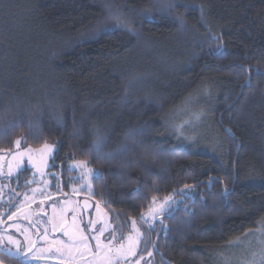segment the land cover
Instances as JSON below:
<instances>
[{
  "label": "trees",
  "instance_id": "16d2710c",
  "mask_svg": "<svg viewBox=\"0 0 264 264\" xmlns=\"http://www.w3.org/2000/svg\"><path fill=\"white\" fill-rule=\"evenodd\" d=\"M168 2L0 0V129L16 121L0 149L56 144L68 187L71 163L100 170L91 198L125 232L153 198L180 197L150 232L151 264H222L224 246L264 221V0H172L141 19ZM109 9L135 34L97 35ZM193 100L202 121L181 129L175 113Z\"/></svg>",
  "mask_w": 264,
  "mask_h": 264
},
{
  "label": "rangeland",
  "instance_id": "374dc122",
  "mask_svg": "<svg viewBox=\"0 0 264 264\" xmlns=\"http://www.w3.org/2000/svg\"><path fill=\"white\" fill-rule=\"evenodd\" d=\"M196 100L186 103L175 116L184 119L180 128H188L193 131L202 121V113L195 112ZM171 121V120H170ZM180 138L186 140H193L194 137H189L185 135L183 131L180 133ZM22 139V138H19ZM48 145H54V151L52 153H45L43 150L44 145L41 147L33 148L25 146L22 143L20 151H25L31 149V152H26L23 162L20 161L16 153L15 147L10 149L12 154H6L0 152V207L4 205V200L8 198V192L10 188H15L17 181L22 180V185L25 189V196L22 203L16 208L15 215H12V219H18L17 223L14 224V231L11 233L15 238L21 240V236L28 233V229L25 227L21 220H30V215L32 212L31 206L33 203L38 202H51L57 200L58 191L50 189L53 185L54 178L57 177L56 171L52 169L53 158L56 152V144L48 143ZM81 162H73L69 165L70 171L77 172L76 175L71 176L69 182H71V187L63 199L58 204H52L48 207L47 215V227L48 232L42 235L37 240L35 244L36 251L32 252V257H46L52 258L58 261L57 264H99V257H96V243L97 240L91 239V237H100L103 244L108 245L112 241V235L117 236L116 241L112 243L113 251L119 249L123 245V250L121 251V259L119 264H136L137 260H141V264H151V259L153 256V248L150 245V232L160 226L159 222L162 217L168 214L169 209L173 205L181 200L180 197L170 196L172 200L177 203L172 204L165 211L160 212V206L164 203V199L156 200V203L150 207L152 211H156V217L154 226L149 230V225L153 224L152 211L150 209L142 215L140 220L135 221L136 228L139 229L141 236L138 248H136V254L131 256L128 254L129 240L128 237L131 236L133 241H135L137 233L133 229V223L130 232H125L120 228L117 220L111 215L109 211L104 209L96 200L91 198L90 187L91 179L85 176L84 179H79L81 176V169L74 168L75 165ZM19 164L20 170L17 171V165ZM12 171L11 177H9V171ZM91 168L87 165L83 167V172L87 174ZM12 181V184H11ZM83 187L82 191H73V189H80ZM36 189L34 193L32 190ZM89 202L91 208L88 211H84L83 203ZM99 205V208L97 207ZM147 219V223L145 222ZM90 221L94 223H90ZM1 223V221H0ZM3 220H2V224ZM0 225V226H1ZM0 227V232H3ZM19 229L20 231H16ZM94 229V230H93ZM101 229H105L103 237H101ZM5 230V229H4ZM259 230V229H258ZM258 230L253 231L256 233ZM5 233V232H3ZM67 233V234H66ZM86 236L89 239L87 244L89 246L88 250L84 249V245L78 242H74V238L79 236ZM258 236H247L244 238L243 243L249 250H256ZM39 243V244H38ZM40 243H43L41 246ZM38 244V245H37ZM32 247L31 244L24 247V251H28ZM71 247L72 254L75 256L74 260L66 262L68 257V248ZM152 252V256H148V252ZM106 252V249H105ZM82 253V255H81ZM248 251L245 248L235 247L229 248V250L223 255L225 258H230L233 264H238L240 259L246 258L248 256ZM101 256L104 253L100 254ZM96 257V258H94ZM127 257V260H125ZM35 264H47V263H36ZM56 264V263H55ZM223 264V261H222Z\"/></svg>",
  "mask_w": 264,
  "mask_h": 264
},
{
  "label": "snow or ice",
  "instance_id": "6c2138e0",
  "mask_svg": "<svg viewBox=\"0 0 264 264\" xmlns=\"http://www.w3.org/2000/svg\"><path fill=\"white\" fill-rule=\"evenodd\" d=\"M176 7V4L172 2V0H169L168 3L160 5V6H154L155 11L151 8L145 9L140 13L141 19L146 22H153L158 15H163L164 13H170L172 10ZM186 7V6H185ZM109 16L111 20H114V23H105L101 25L97 29V35L105 33V32H110L115 29H124L127 30L128 32H131L135 34V28L131 27L129 25V22L125 21L122 18V15L120 13L119 9H109ZM201 18H203V6H201ZM172 19L179 23L180 27L183 28L185 27L186 21L184 18L183 14L180 15H173ZM216 39H219V37H215ZM83 43V41H81ZM249 71H252V69H249ZM258 75H264V72H261L259 69H255ZM251 84V78L247 77L245 81L242 83L241 87L245 85H250ZM56 120L57 123H62L63 121V113L62 112H57L56 113ZM16 121L15 119L13 121H10L7 125L6 128L0 129V132H7L8 128L15 127ZM95 132V139L93 141V146L97 149V152L99 148L102 146L104 143L106 137L103 133H101L98 129H94ZM23 143L22 139H17L16 141L13 142L14 147L16 149V153L14 155H18L20 158V161L23 162V158L25 157L26 152H31V149H27L25 151H20V147ZM54 145H48L45 144L44 148L42 151L45 153H52L54 151ZM128 145H123L121 148V152L127 150ZM0 152L6 153V154H12L10 150L7 149H0ZM111 155V154H108ZM99 157V153L98 156ZM86 162H81L80 164H77L74 166V168H80L81 169V176L79 179H84L85 176L89 177L90 179H98L101 176L100 170L93 169L90 170L87 174L83 172V167L85 166ZM19 164L17 165V171H19ZM12 171L10 169L9 171V177H11ZM233 184H235V181L237 179L235 172L233 175L229 178ZM222 182V181H221ZM83 185L81 186L80 189H73V191H82L83 190ZM90 192L92 195H95L94 190L91 189L90 187ZM155 191H158V189H154ZM0 191H2V188H0ZM34 193L37 191L36 189L32 190ZM229 191V189L226 187L225 192ZM27 196V194H25ZM18 198V196H17ZM152 203L155 204V198H153ZM177 203L176 201L172 200L171 197H165L164 203L160 206L159 211L163 212L165 211L168 207H170L172 204ZM99 208V205H97ZM150 211H152L150 209ZM15 215V214H13ZM155 217H156V211H152V220L153 224L149 225V230L154 226L155 222ZM143 218V217H142ZM10 220L12 217L9 218ZM145 222L147 223V219L145 218ZM90 223H94L90 221ZM133 229L136 231L137 236L135 241H133L132 237L129 236V249H128V254L131 256H134L136 254V248H138L139 241H140V236L141 233L139 229L136 228L135 221H133ZM94 230V229H93ZM9 232L12 231V229L8 230ZM16 231H20L19 229H16ZM105 232V229H101V237H103ZM67 234V233H66ZM256 235L258 236L257 244L258 247L256 250H249L243 243L244 237L238 238L235 241H230L228 244H226L224 247L226 248H235V247H241L245 248L246 251H248V256L246 258L240 259L238 261V264H264V221L260 222V229L256 232H246L244 234L245 237L247 236H253ZM89 238L86 236H79L78 238H74V242H78L84 245V249L88 250L89 246L87 244V240ZM91 239L97 240L96 243V257H99V264H119V261L121 259V251L123 250V245L120 246L119 249H116L115 252L113 251L112 248V243L116 241L117 236L115 234L112 235V241L108 243V245H105L102 243L100 237H91ZM26 244H31L32 247L28 251H24V247ZM106 249V252H105ZM36 251L35 248V241H32L29 237L25 236L24 240L21 241L17 238H15L13 235L8 234L5 235L3 232H0V254L7 255L8 257L15 259L19 262V264H33V261L30 259L32 252ZM104 253L103 256L100 254ZM82 255V253H81ZM148 256H152V252H148ZM94 257V258H96ZM75 256L72 254L71 247L68 248V257L66 258V262L74 260ZM221 259L223 261V264H233V261L230 258H225L223 255L221 256ZM125 260H127V257H125ZM141 260H143V257L140 258V260L136 261V264H141ZM0 264H3V261L0 260Z\"/></svg>",
  "mask_w": 264,
  "mask_h": 264
},
{
  "label": "flooded vegetation",
  "instance_id": "af4514ba",
  "mask_svg": "<svg viewBox=\"0 0 264 264\" xmlns=\"http://www.w3.org/2000/svg\"><path fill=\"white\" fill-rule=\"evenodd\" d=\"M58 178L55 179L53 182V185L50 186V189H53L55 191H58L59 195L57 200H53L51 202H38L33 203L31 208L32 212L30 215V220H21L25 227L28 229V233H26L24 236H21V241L24 240V237H29L32 241H35V244L37 243V240L42 237V235H45L48 232V229L50 230V227H47V211L48 207L52 204H58L63 197L66 196L68 193L71 185L69 187L67 186L68 182L64 181L60 175H57ZM12 184V181H11ZM25 189L22 185V180L17 181L15 184V188H10V191L8 192V198L4 200V205L0 207V225L3 224L0 227L2 228L3 232H5V235L11 234L14 231V224L17 223L18 219H9L12 217L13 214L16 213V208L22 203L23 198L25 197ZM18 196V198H17ZM5 229V230H4ZM12 229L11 232L8 230ZM39 244V243H38ZM37 244V245H38ZM43 243H40L39 246H41ZM29 244H26L28 246ZM25 246V247H26ZM30 259L33 261V264L36 263H47V264H57L58 261L52 259V258H46V257H30ZM0 260L3 261V264H19V262L15 259H12L8 257L7 255L0 254Z\"/></svg>",
  "mask_w": 264,
  "mask_h": 264
},
{
  "label": "water",
  "instance_id": "95a60500",
  "mask_svg": "<svg viewBox=\"0 0 264 264\" xmlns=\"http://www.w3.org/2000/svg\"><path fill=\"white\" fill-rule=\"evenodd\" d=\"M91 208V204L89 202H84L83 203V209L84 211H88Z\"/></svg>",
  "mask_w": 264,
  "mask_h": 264
}]
</instances>
